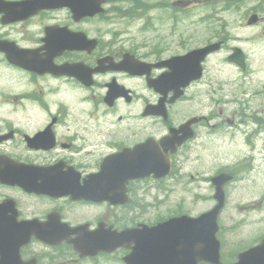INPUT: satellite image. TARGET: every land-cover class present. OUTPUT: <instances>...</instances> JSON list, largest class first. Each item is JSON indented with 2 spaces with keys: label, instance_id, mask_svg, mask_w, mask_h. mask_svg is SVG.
Masks as SVG:
<instances>
[{
  "label": "flooded vegetation",
  "instance_id": "af4514ba",
  "mask_svg": "<svg viewBox=\"0 0 264 264\" xmlns=\"http://www.w3.org/2000/svg\"><path fill=\"white\" fill-rule=\"evenodd\" d=\"M264 2V0H261ZM165 5H161V10ZM264 9V8H262ZM259 8L255 9L258 11ZM263 17L259 16L257 25L263 26ZM97 18L86 19L75 23L70 15L61 17H49L46 12H41L34 19H29L19 23L28 24L33 27L31 30H21L18 40L12 36L13 29L18 26L15 24L2 26L0 23V40L11 41L20 48L28 50H40L43 46L45 29L48 27L68 28L71 32L89 31L88 36L94 34L97 26ZM176 21V17H169V21ZM23 23V24H22ZM15 25V26H13ZM257 29V28H256ZM259 33L248 39H237V46L245 56L246 67L240 71L239 78L227 79L223 83L227 84H250L260 83L264 80L256 79L257 73H252L249 65V55L244 49L246 42H251V49L264 44V28L260 27ZM176 34V26H170L168 39ZM87 35V34H86ZM191 38L189 37L188 40ZM232 40L231 37L220 33L213 39L203 40V43L196 47H189L188 43L180 46L181 51L172 49V44L163 42L155 45L153 49L135 51L129 53L135 56L140 62L156 67H161L173 57L182 56L190 51L208 46L209 44L220 43L219 49L208 56L202 64V75L197 81L190 82L185 88L175 89L174 86L167 87L165 93L167 99L174 97L180 92V98L168 107V119L145 117V107L141 109L134 118V123L112 124V123H87L77 126L63 124L60 120L61 112H71L74 108H65L61 105L50 107H31L29 111L35 116L33 119H26L41 124H19L17 120L9 119L14 111L6 113L0 119V155L5 156L17 163L35 165L43 168L56 169V171L45 173H32L24 176L38 178H63L64 181L53 182L39 180L38 185L42 184H74L68 179L77 178L78 188L70 189L76 193L104 192L102 188H85L88 180L98 176L99 163L107 155L117 153L122 148H132L135 145L143 144L151 138L156 141L161 140L169 134V130L178 132L179 128L186 122L194 120L187 127L189 138L182 144L177 151L170 155L173 167L170 177L163 180L148 178L129 182L125 188L126 202L122 206H114L107 199L97 198L94 200L85 198H71L70 196H48L42 192L27 193L23 188L12 187L4 188L0 186V205L6 201L10 202L8 208L0 221V231L5 227L7 221H11V237L15 242H21L17 249L19 264H124L123 259L129 251L125 248L117 250L110 249L112 241L111 232H122L126 229L136 228L139 225L148 227L155 226L164 222L168 218L176 217L177 214L164 203L171 201V196L176 195L177 179L184 177L181 172L183 164L190 153L195 148L203 146L222 138L232 139L237 134L243 133L241 127L249 122H257L250 111L251 102L245 101L255 99L259 93L243 88L235 92H222L218 88H212L213 84L222 82L215 72L209 75V63L220 54L227 53L220 63H227L228 57L232 54V47L226 48V42ZM250 46V45H249ZM149 52L143 54V52ZM127 52L114 50L110 43L99 44L97 49L90 54L85 53H65L61 57L53 60L56 67L84 64L89 68L96 67L99 59L111 57L114 60L121 58ZM253 56L255 57L254 53ZM231 65V64H230ZM232 66V65H231ZM236 70H239L237 67ZM152 76L156 78L165 73V69H157ZM218 74L219 71H216ZM23 74L27 80L29 89L19 93L10 94L26 99L38 98V93L45 94L47 99L53 95L60 94L68 99H73V104H78L76 87L83 89L79 80L70 76L54 77L52 75L37 76L25 72L21 69L7 65L0 55V83L4 82L8 87H12L10 79L17 80V74ZM264 74V73H263ZM118 78L122 74H115ZM102 75H99L101 77ZM110 75H105L109 77ZM127 79L128 75H123ZM97 76L94 77V86H97ZM242 86V85H241ZM264 88V86H263ZM43 89V90H42ZM203 89V90H201ZM28 96L26 97L27 92ZM263 93H261L262 95ZM208 98L213 100L210 104L215 107L221 104L226 97L229 104L236 106L231 112L223 111L221 107L212 111L190 113L187 116L183 112L174 111L173 107L177 104L188 103L193 106L197 99ZM264 97V94H263ZM159 96L152 101L156 104ZM10 97L0 92V104H9ZM146 103V100H144ZM3 109L0 105V111ZM248 114L250 115L248 119ZM248 119V120H247ZM247 120V121H246ZM137 121H143L138 123ZM25 127H32V130H25ZM77 127V130L75 128ZM49 130L46 142L49 145L53 140V147L47 151H34L28 148L27 138H33L40 132ZM178 136H183L179 133ZM5 138H7L5 140ZM163 153V151H162ZM187 155V156H186ZM67 179V180H66ZM106 192H114L113 189H106ZM99 234V235H95Z\"/></svg>",
  "mask_w": 264,
  "mask_h": 264
},
{
  "label": "rangeland",
  "instance_id": "374dc122",
  "mask_svg": "<svg viewBox=\"0 0 264 264\" xmlns=\"http://www.w3.org/2000/svg\"><path fill=\"white\" fill-rule=\"evenodd\" d=\"M145 1L150 2V4L146 5L147 7L154 8L153 4L155 5V2L157 5V0ZM114 3L119 7V9H117L118 11L115 13L121 11V14L117 17H121L123 12L122 8H120L122 7L121 3L119 0H114ZM261 4L262 1L260 0H245L242 6V13H239L237 10L235 14L224 13L220 5L217 10L218 14L213 21L209 20V15L207 13L208 8H201L200 10L192 8V15L184 19L180 25V30H183L185 23L187 26L191 23H196L200 19H204L200 27L206 38L208 36L211 37V33L221 27L224 28L225 32L228 33V36L232 39H242L249 36L254 37L256 31H259L258 29L260 27L264 28V23L263 26H259L257 29L253 27L250 29L246 27L243 28L246 24L245 17L246 15L248 16V12L253 7H260ZM169 13L172 14V11L169 10L165 16H168ZM262 16L264 15L262 14ZM160 17H164V13L161 14L157 11H151L144 19H135L131 22L133 31L131 38L136 47L144 44V38L150 39L153 36L152 33L146 31L145 27L146 25L152 28H155V26L157 27L156 20ZM118 21L123 24L122 20ZM118 21L117 18H115L113 25L104 27H115L123 31L124 25H116ZM194 26L197 25L194 24ZM127 31L131 32V30ZM139 32H141V34ZM119 34H121L120 39L126 41L128 38L126 31ZM188 36L189 34H184V37ZM201 37V35L198 36V38ZM175 41H177V44ZM179 42L180 39L178 37L174 38L176 51L181 50L180 47H177ZM190 46H194V44H190ZM252 62H254V60ZM261 62L262 64L256 63L254 65L255 70L264 69V60H261ZM225 73L227 75H232L231 71H226ZM11 83H13L11 89L6 85L4 87V92L5 95L10 97L9 101L13 102V104L3 106V110L0 111V119L11 111H15L18 114L20 111H23L30 116L33 115L32 112L28 110V108L34 104L32 100L26 101L10 94V90L12 93L28 90L29 86L27 85V80L18 77L16 81L12 79L10 81V84ZM140 92L143 93L142 90H140ZM14 98L15 101H13ZM57 101L65 103L68 100L66 98H59ZM259 101L262 103L261 100ZM260 103L258 106H260ZM203 105V107L208 105L207 101L204 99ZM260 136L261 138L257 140L256 144H251L249 147L242 145L240 141H236L231 145L221 144L216 146L214 144H209L196 148L195 151L189 154L190 159L184 169V171L189 174L177 179V183L180 185L176 187L177 192L174 196L175 206L172 203L173 201L164 203V205L170 207L173 212L176 210L178 214L187 213L191 216H197L208 210L212 204L210 199L212 191L206 178L215 172H219L223 169L226 170L228 167L235 168L237 171V181L227 187V201L220 215V239L223 244L222 252L225 254L226 259L229 260H232L234 255L246 249L251 244L258 243L264 237V132H262ZM248 169H250L249 172L247 171Z\"/></svg>",
  "mask_w": 264,
  "mask_h": 264
},
{
  "label": "water",
  "instance_id": "95a60500",
  "mask_svg": "<svg viewBox=\"0 0 264 264\" xmlns=\"http://www.w3.org/2000/svg\"><path fill=\"white\" fill-rule=\"evenodd\" d=\"M225 175H220L213 180V184L216 186V195L215 198L219 201V205L212 210L205 218H208L210 221V225L206 226L205 229L200 228V235L202 232L204 236L198 237L194 239V242L190 243L191 248L200 247L201 254L204 261L209 262L210 264H220L219 263V244L216 242L214 236L217 231L216 226V216L218 211L221 208V203L223 199L222 186L226 182ZM189 241H184L183 245L186 246ZM204 243V247H203ZM264 264V241H262L261 245L255 249L247 251L245 255L239 257L238 264Z\"/></svg>",
  "mask_w": 264,
  "mask_h": 264
}]
</instances>
